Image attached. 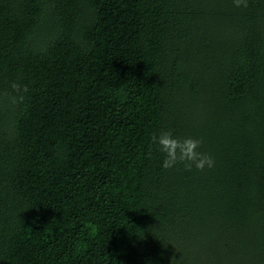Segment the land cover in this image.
Here are the masks:
<instances>
[{
	"label": "trees",
	"instance_id": "obj_1",
	"mask_svg": "<svg viewBox=\"0 0 264 264\" xmlns=\"http://www.w3.org/2000/svg\"><path fill=\"white\" fill-rule=\"evenodd\" d=\"M247 2L0 0V264H264ZM164 131L215 166L165 169Z\"/></svg>",
	"mask_w": 264,
	"mask_h": 264
},
{
	"label": "clouds",
	"instance_id": "obj_2",
	"mask_svg": "<svg viewBox=\"0 0 264 264\" xmlns=\"http://www.w3.org/2000/svg\"><path fill=\"white\" fill-rule=\"evenodd\" d=\"M233 5L237 8L248 7L247 0H232ZM12 89L20 94L27 93V86H22L18 83L11 85ZM15 99V98H14ZM20 101H23L24 96H19ZM152 143L158 145L159 151L164 154L163 167L171 169L177 164H183L187 171H192L195 167L199 171H203L206 167L212 168L215 166L214 159L198 149L201 147L202 141L193 138L177 139L170 131L161 132L158 136L153 134ZM173 258L171 264H173Z\"/></svg>",
	"mask_w": 264,
	"mask_h": 264
}]
</instances>
